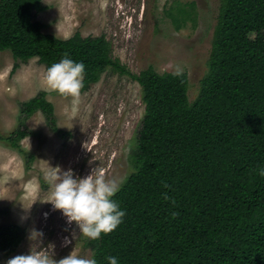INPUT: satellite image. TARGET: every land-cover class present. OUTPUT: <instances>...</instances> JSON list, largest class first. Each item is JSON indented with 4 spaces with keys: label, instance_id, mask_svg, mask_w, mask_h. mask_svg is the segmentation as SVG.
<instances>
[{
    "label": "trees",
    "instance_id": "trees-1",
    "mask_svg": "<svg viewBox=\"0 0 264 264\" xmlns=\"http://www.w3.org/2000/svg\"><path fill=\"white\" fill-rule=\"evenodd\" d=\"M43 0L0 2V51L21 63L50 67L64 58L85 65L83 92L111 70L139 83L145 113L129 161L133 172L112 199L122 223L86 239L97 264H264V0H221L208 72L197 98L187 73L131 72L105 36L62 39L37 20ZM190 11V12H189ZM180 29L196 21V3L166 11ZM41 112L63 135L46 91L21 104L25 118ZM27 130L1 136L31 169L21 141ZM167 184L169 187H165ZM165 193L168 199L164 198ZM25 230L0 225V252L14 254Z\"/></svg>",
    "mask_w": 264,
    "mask_h": 264
},
{
    "label": "rangeland",
    "instance_id": "rangeland-1",
    "mask_svg": "<svg viewBox=\"0 0 264 264\" xmlns=\"http://www.w3.org/2000/svg\"><path fill=\"white\" fill-rule=\"evenodd\" d=\"M196 3V21L180 29L166 11L177 4ZM47 10L37 20L45 24V33L69 39L76 33L84 37L105 36L113 55L131 72L139 74L154 67L159 73H187L189 98L193 102L200 82L208 72L214 31L221 0H43ZM10 51H0V135L18 129L30 135L21 141L34 155L31 169L23 154L0 139V225L17 224L25 230V239L11 256L0 252V264L16 255L46 250L59 260L75 250L93 258L75 222L46 202L51 186L45 179L49 167L72 170L74 178H84L93 169L114 179L119 188L133 172L129 156L136 146L145 105L138 82L114 71L104 73L100 81L83 92L78 105L71 97L50 91L45 81L46 67L37 59L20 64ZM46 91L55 106L58 126L63 135L49 127L38 112L30 118L21 113V104ZM44 213H48L45 218ZM35 230L42 238L31 239ZM71 243L64 246V238Z\"/></svg>",
    "mask_w": 264,
    "mask_h": 264
},
{
    "label": "clouds",
    "instance_id": "clouds-1",
    "mask_svg": "<svg viewBox=\"0 0 264 264\" xmlns=\"http://www.w3.org/2000/svg\"><path fill=\"white\" fill-rule=\"evenodd\" d=\"M181 70H177V75ZM85 65L68 58L52 64L46 69L45 81L50 91L57 92L63 97H71L73 105H78L81 90L84 88ZM264 175V171L260 173ZM45 179L51 186V193L46 202L53 205V210H59L66 217L67 223L75 222L80 233L90 239L97 240L101 234L114 231L125 216L119 205L112 197L119 190L114 179L107 178L103 173L93 169L84 178H74L71 169L62 171L60 168L49 167ZM165 187H169L167 184ZM168 199L167 194L164 195ZM48 213H44L47 218ZM43 233L35 230L31 239L42 238ZM71 243L64 238V246ZM109 264H117L116 257H107ZM7 264H97L93 258L80 256L73 250L68 256L56 260L46 250L31 251L26 255H16L7 260Z\"/></svg>",
    "mask_w": 264,
    "mask_h": 264
},
{
    "label": "water",
    "instance_id": "water-1",
    "mask_svg": "<svg viewBox=\"0 0 264 264\" xmlns=\"http://www.w3.org/2000/svg\"><path fill=\"white\" fill-rule=\"evenodd\" d=\"M2 0H0V2H1Z\"/></svg>",
    "mask_w": 264,
    "mask_h": 264
},
{
    "label": "bare ground",
    "instance_id": "bare-ground-1",
    "mask_svg": "<svg viewBox=\"0 0 264 264\" xmlns=\"http://www.w3.org/2000/svg\"><path fill=\"white\" fill-rule=\"evenodd\" d=\"M190 12V11H189Z\"/></svg>",
    "mask_w": 264,
    "mask_h": 264
}]
</instances>
